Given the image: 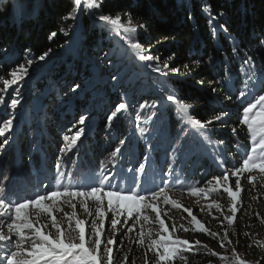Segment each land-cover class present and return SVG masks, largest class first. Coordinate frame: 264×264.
Masks as SVG:
<instances>
[{
    "label": "snow or ice",
    "instance_id": "6c2138e0",
    "mask_svg": "<svg viewBox=\"0 0 264 264\" xmlns=\"http://www.w3.org/2000/svg\"><path fill=\"white\" fill-rule=\"evenodd\" d=\"M105 3L106 0H73L67 19L86 15L94 24L103 26L106 34L111 33L120 41L115 52L110 48L103 54V62L115 69L110 74V80L114 82L112 86L122 89L120 100L106 115L104 128L111 132L134 116V131L130 136L120 134L109 152V159L97 169L84 173L69 170L67 165H75L79 158V144L89 120L88 113L84 112L68 128L69 134L63 135L64 144L50 176H44L25 190L13 189L9 177L0 173V264H129L134 249L142 250L143 264H188L189 256L186 254L195 255L201 250L205 255L218 257L223 264H252L236 251L229 231L237 235L233 226L238 213L249 214V210L243 208L242 193L245 189L242 180L250 185L249 191L256 190L257 185L264 188V67L257 72L254 55L242 52L241 45L233 42V56L242 57L238 74H242L243 79L238 76L236 92L225 96L227 100L239 102L238 122L231 127V136L236 138L232 147L240 158L229 164L234 157L227 148V142L217 138L214 143L212 133L217 123L227 126L230 113L220 109L214 111L209 119L194 118V102H188L177 94L175 88L168 87V78L178 76L182 70L171 63L176 58L175 52L165 59L153 55L151 46L145 47L138 39L141 31L148 30V25L139 18L133 19L131 12L117 10L106 13ZM199 11L206 17L213 39L220 31L228 33L223 11L214 12L208 0H201ZM187 16L192 18L191 13ZM63 34L68 35L67 31ZM56 36L57 33L52 32L49 39ZM257 39L259 46L264 48V31ZM49 55L50 50L36 57L32 55V49L25 48L22 62L10 68L8 78L0 76V107L11 110L6 118L0 119V150L9 145L7 134L13 131L14 122L18 119L16 110L24 102L22 88L30 78L32 65L46 61ZM117 57L122 66L130 65V71L137 75L126 73L121 77L120 68L116 67ZM201 63L193 60L182 67L191 75ZM140 69L165 79H150L152 85H159L153 89L157 93L156 98L141 97L131 105L126 98L129 91L135 95L139 87ZM231 75V70L227 69L221 73V80L217 83L230 80ZM125 78L129 81L127 87L123 83ZM198 84L203 87L205 81L201 79ZM85 87L83 83L73 81L68 84L67 91L79 96ZM220 90L213 87L211 94ZM161 109H166L170 118L181 125L175 136L167 135L166 125L157 127L164 116ZM142 114L145 118L141 122ZM241 132L244 133L242 140ZM133 138H136V146L143 142V152L135 166L125 168L122 161L134 155ZM165 140L168 145L166 155L182 152L183 146L193 141L222 171L204 180L182 179L174 167L166 166L161 170L158 182L153 178L149 183L146 179L151 160L149 153L155 152ZM69 153L72 156L65 161ZM176 190L196 198L198 204L211 198L210 203L200 205V211L207 210L223 232L211 230L198 219L193 209L173 199L171 193ZM217 197L226 198L227 204H222ZM251 199L257 200L258 196ZM212 209H215V215ZM256 216L264 225V216L259 213ZM189 232L216 240L221 249L227 251L231 248V254L222 255L199 239L190 241L180 235ZM243 235L253 241L249 248L264 249V240L254 239L253 234L247 231ZM131 264H136V261L132 260ZM255 264H261V261L257 260Z\"/></svg>",
    "mask_w": 264,
    "mask_h": 264
},
{
    "label": "trees",
    "instance_id": "16d2710c",
    "mask_svg": "<svg viewBox=\"0 0 264 264\" xmlns=\"http://www.w3.org/2000/svg\"><path fill=\"white\" fill-rule=\"evenodd\" d=\"M208 2L211 3L214 12H224L223 21L228 27V33L220 31L215 39L206 24V17L199 11L201 0H106L104 11L106 13H115L117 10L131 12L133 19L139 18L146 23L148 30L141 31L138 39L145 47L151 46L153 55H159L165 59L175 52L176 58L171 63L181 67L182 70L178 76L168 78V87L175 88L177 94L185 97L188 102H194V118L209 119L214 111L220 109L230 113L227 126H222L221 123L215 124L212 134L214 143L217 138H223L227 142V148L234 157L229 160L231 164L240 158L235 148L232 147L236 138L231 136V127L236 126L238 122L239 102L227 100L225 96L235 93L238 76L240 79L243 78L242 74H238L242 57L233 56L231 49L233 42L241 45L242 52L248 51L254 55L257 69L261 70L264 67V48L259 46L257 39L264 31V0H208ZM72 6L73 0L0 1V76L8 78L7 73L10 68L17 62H22L25 48L32 49V55L36 57L49 50L51 55L61 51L73 40L77 53L71 54L67 61L72 68L78 61L77 56L94 58L98 62L99 46L104 38L108 39L111 36V33L106 34L102 30L103 26L94 24L86 15H80L76 19H67ZM187 13H191L192 18H188ZM64 31H67L68 35H64ZM75 31H77V36L74 37ZM52 32H56L57 36L49 39ZM108 40L113 45L111 37ZM105 47L109 49V46ZM116 59V67L119 68L121 66L119 57ZM193 60H200L202 63L197 71L189 75L182 66L191 64ZM88 67H90L89 64L80 61L79 73L83 76L89 75ZM227 69L231 70V79L217 83L221 80V73L226 72ZM69 70H61L60 75L52 74L48 80L54 82L59 80L63 85L69 81L73 82L68 75ZM105 70L104 75L106 76L115 69L107 64ZM151 79L164 80L165 78H158L153 74ZM201 79L205 81L203 87L198 84ZM44 86L45 84L41 85V90H45ZM158 87L159 85L156 84V88ZM213 87L221 90L216 94H211ZM104 104H108L106 100ZM45 106H48V102ZM45 110L48 112V117H44L41 121V115L39 117L29 116L15 144H9V147L6 146L0 150V173L9 177L10 186L13 189H30L40 179L50 176L54 171L59 150L63 146L61 137L56 135V129L60 130L61 122L66 117H58L56 111L52 112L51 106ZM166 114L168 134L175 136L181 125L176 124L168 112ZM3 115L4 113H0V119ZM141 117L145 118V115L142 114ZM97 121L99 120H95L91 133L79 144V158L75 165H67L69 170L80 173L95 170L109 159V152L117 141L110 135H105L102 131L103 124ZM32 126L35 129H32ZM113 130L116 133L115 138H118L121 133L131 135L128 122L114 127ZM243 138L244 133L241 132L240 139ZM142 145L143 142L140 146H136V138H133L134 155L122 161L123 167L135 166L140 161L143 152ZM167 146V141L162 142L155 152L149 153L151 160L148 162L147 173L160 175L162 169L173 165L176 174L182 179L204 180L222 171L193 141H189L183 146L182 152L174 155L171 153L166 155ZM194 150L197 151L193 154ZM225 154L228 155L227 150ZM125 155L127 156V153ZM71 156V153L65 156V161ZM242 184L245 189L242 193L243 208L248 209L249 214L238 213L233 226L237 235H232L230 230L229 238L236 246V251L246 260L251 261L252 264L260 260L261 264H264V259H261L264 257V249L255 246L249 248L248 245L253 241L243 235V232L247 231L253 234L254 239L264 240V225L260 224L256 216V213L264 216V188L257 185L256 190L249 191L250 185L244 180ZM252 196H258V199L252 200ZM246 225H251V227H245ZM207 226L213 231L223 232V229L215 222H207ZM184 238L190 241L199 239L203 244H207L209 248L222 255L231 254V248L227 251L221 249L216 240L204 234L195 233L190 236L186 235ZM117 255L120 254L117 253ZM186 255L189 256L188 264H209V262L223 264L218 257L205 255L203 250L195 255L191 253ZM132 260H135L136 264H143L142 250L134 249L129 258V264Z\"/></svg>",
    "mask_w": 264,
    "mask_h": 264
},
{
    "label": "rangeland",
    "instance_id": "374dc122",
    "mask_svg": "<svg viewBox=\"0 0 264 264\" xmlns=\"http://www.w3.org/2000/svg\"><path fill=\"white\" fill-rule=\"evenodd\" d=\"M75 36H77V31L74 32V37ZM110 37L113 41V45L109 43L108 39H110ZM110 37L108 39L104 38L102 44L99 46L100 53L98 62L94 58L88 59L84 56H77L78 61L73 66L74 68H72L71 65L67 63V61L71 54L73 55L74 53H77L75 49V41L73 40L72 43L63 47L61 51L49 55L46 61L37 62L32 65V68L30 69V78L26 81L25 87L22 88L24 102L22 106L16 110V115L18 119L14 122L13 131L8 134V138L10 141L9 144H15L16 139L20 134L21 130L23 129V125L25 124L29 116L39 117V115H41V121H43L44 117H48V112H46L45 109L49 106H51L52 112L56 111L58 117H66V119L61 122L62 127L60 128V130L58 131V129H56V135H59V137H61L62 145L64 144L62 140L63 135L69 134L68 128H70L72 124L75 123V121L78 119L79 114L84 112L88 113L89 120L86 123L85 135L84 137H82V140H84L87 135L91 133L95 120H99L97 121V123L99 122L100 124H103L102 131L105 132V135L108 134L117 141V137L115 138L116 133L114 132V130L112 129L111 132H108L104 128V124L106 122V115L120 100L122 94V89L120 88V86H117L115 88L112 86L114 82L110 80V73L106 74V76L104 75V73H106L105 67L108 64L103 62L104 52H108L110 48L112 51L114 50L115 52L118 49V46H120V41L117 38L113 37L112 34ZM105 46H109V49ZM80 61L90 65V67H88L89 75L83 76L79 73ZM119 68V75L121 77H125L126 73H128L130 76L137 75L136 72L130 71V65H121ZM68 69H70L68 71V75H70V80L73 79V81L81 82L86 86L85 91L79 96H76L75 94H72L67 91V86L68 84L72 83V81L68 80L69 82L63 85L59 80H56L55 82L48 80V77H50V75H60L61 70L67 71ZM259 71L260 70L257 69V72ZM151 75L153 74H150L149 72L144 71L143 69L139 70V87L137 88L135 95H133L132 91H129L128 97L126 98L131 105H135L141 97L148 98L151 96L152 98H156L157 93L153 90L154 87L156 88V85H152L150 83ZM128 82V78H125L123 81L125 87L128 86ZM43 84H45V90H41V85ZM11 90L12 89L9 88V92H11ZM105 100L106 103H108L106 105L104 104ZM47 102L48 106H45ZM161 111L164 112V116L161 124H158L157 127L166 125L167 122V110L161 109ZM10 112L11 110L0 107V113H4V115L2 116L3 118H6V115ZM143 119L144 117H141V122L143 121ZM125 122H128V125L130 127V133H132L134 131L135 117H130ZM149 127L151 128L152 125L150 124ZM32 129H35V127L32 126ZM37 129H39V127H37ZM167 135H169L168 131ZM153 143H157V140L154 139ZM160 145L161 143L159 144V146ZM196 151L197 150H194L193 154ZM171 167H173V165ZM158 177V174L153 175L147 173L146 179L149 183H151L153 178H156L158 182ZM9 183L11 182L9 181ZM171 196L173 199H176L185 207L193 209L194 214L197 215L198 219H200L206 225L207 222H215V224L219 226L218 221L213 220L211 216L207 214V210L205 212L200 211V205H206L207 203H210L211 198L208 201L202 200L200 201V204H198L196 198L190 197L186 193H182L178 190L173 191L171 193ZM217 199H219L222 204H227L226 198L220 199L217 197ZM65 210L70 211V209L67 208ZM211 211L213 215L216 214L215 209H212ZM176 218L179 219L178 214H176ZM180 235L182 238H184L186 235L190 236L194 234L189 232L180 233Z\"/></svg>",
    "mask_w": 264,
    "mask_h": 264
}]
</instances>
